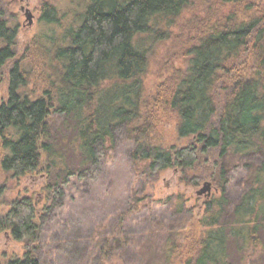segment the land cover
I'll return each mask as SVG.
<instances>
[{"label": "trees", "instance_id": "trees-1", "mask_svg": "<svg viewBox=\"0 0 264 264\" xmlns=\"http://www.w3.org/2000/svg\"><path fill=\"white\" fill-rule=\"evenodd\" d=\"M198 1L208 0H85L81 21L64 27L60 37L52 25L63 17L45 4L41 19L50 28L41 43L52 70L43 77L42 69L26 66V52L18 55V33L0 0V69L11 64L8 98L0 105L1 168L19 181L42 174L45 197L57 201L75 181L90 186L99 180L111 152L124 140L134 174L145 185L143 195L132 194L125 210L101 229L108 234L99 237L97 264H123L124 254L149 264H234L230 246L245 255L239 264L260 260L250 254L256 252L253 245H261L264 230V11L255 10L247 20L237 21L232 14L210 23L184 47V67L142 105L149 50L138 36L165 39L169 32L155 29L153 20L163 17L171 25ZM247 5L250 9L254 3ZM35 75L43 80L36 78L29 88ZM155 110L176 116L178 137L187 145L165 148L153 139ZM236 166L248 175L242 193L231 201L228 186ZM169 169L181 172L189 186L210 181L222 193L206 202L201 216L189 213L183 194L164 200L165 211L181 221L179 229L186 218L198 228L197 236L187 237L181 229L175 234L165 218L152 214L154 196L146 185ZM8 204L0 214V235L9 234L28 248L23 259L4 264H43L39 221L50 206L40 209L27 195ZM146 209L145 234L139 236L131 225ZM184 236L193 237L187 259Z\"/></svg>", "mask_w": 264, "mask_h": 264}, {"label": "rangeland", "instance_id": "rangeland-1", "mask_svg": "<svg viewBox=\"0 0 264 264\" xmlns=\"http://www.w3.org/2000/svg\"><path fill=\"white\" fill-rule=\"evenodd\" d=\"M221 1L208 0L204 4L201 1L195 2L197 4L185 10L182 16L172 23L173 25H166L163 17L160 20L155 18L152 22L153 27L160 29L161 32H169L168 37L163 40H153L151 36L153 33H143L138 36L140 42H144V46L149 50V65L143 79L142 105L145 102L147 105L148 102L151 103L155 99L157 89L165 78L173 74L175 69L184 67L187 60L183 57L184 47L190 42H196L195 39L208 29L210 23H217L219 19L225 20L232 14L237 21L247 20L256 13L255 10L264 11V0H245L241 5ZM252 2L254 6L250 9L247 8V3L251 4ZM45 4L59 9V14L63 17L60 24L52 25L53 31L56 30L57 37L62 35L64 27H72L81 21L80 15L85 10V0H1V8L9 19V26L18 33L16 41L18 55L26 52L28 56L25 60L26 66L32 68L33 71L36 70L35 67L42 69L43 77L48 72L51 73L52 70L47 66L49 60L44 54L43 43H41L50 28V25L41 19ZM43 63L45 67L42 66ZM10 66L11 64L8 63L7 66L0 69V105L8 98ZM36 78H38V83L39 80L41 82L43 80L35 75L29 88L36 83ZM154 113L151 117L154 140H157L165 148L172 146L179 148V146L188 144L187 139L178 137L176 116L167 112L163 113L161 110H155ZM126 149L127 145L123 140L117 150L111 152L112 155H110L99 180L90 186L77 184L75 181L72 186L68 187L69 190L64 198L57 199V201L48 200L45 197L46 193L43 188L46 178L42 174L24 177L19 181L10 173L5 172L0 163V214L9 210L8 202L23 195L34 196L40 209L45 208L47 204L50 206L44 211L46 214H41L39 221L42 227L43 251H41V257L43 264H97L96 257L102 244L99 237L108 234L101 229L106 223L114 222L115 214L125 210L132 194L138 192L139 196L143 195L141 191L145 185L138 182L140 176L134 174L131 163L128 161ZM232 170L231 182L228 186L231 201L242 193L245 187L243 179L248 175V171L242 166H236ZM108 182L112 184L110 187H108ZM204 182H201L200 185L189 186L182 180L181 172L174 169L163 171L157 181H149L146 185L147 191L154 196L152 205L155 211L152 212L153 216L155 214L158 218H165L166 226L172 227L175 234H178L181 229L182 233H187V237L190 234L197 236L198 228L191 227L186 218L183 219L184 222L186 221L185 225L179 229L181 221L178 222L172 213L165 211L164 200L183 194L185 205L190 210L189 213L201 216L204 214L206 202L215 196L222 195L214 184L210 191L197 194ZM147 215V209L138 213L130 230L137 232L136 234L139 236L145 234L144 229H146L147 223L144 224L145 222L142 223V221H145ZM261 235V237L259 236L261 245H253L252 249L254 247L257 249L256 252L253 250L250 254V256L260 255L258 258L260 260L256 264H264V230ZM187 237H183L184 259H187L189 254L186 247L193 241V237L190 239ZM256 237L254 241L259 239L258 235ZM258 243L260 242L258 241ZM141 244L142 239L139 238L135 247L138 248ZM27 248L26 243L9 234L2 233L0 235V263L23 259ZM229 249L234 264H239V257L245 255L243 253L239 255L235 247L230 246ZM128 257L127 254L123 255V264H149L144 262L145 260H141L140 256L131 255Z\"/></svg>", "mask_w": 264, "mask_h": 264}, {"label": "water", "instance_id": "water-1", "mask_svg": "<svg viewBox=\"0 0 264 264\" xmlns=\"http://www.w3.org/2000/svg\"><path fill=\"white\" fill-rule=\"evenodd\" d=\"M212 186H213L212 182L205 181L203 187L199 191H197L198 192L197 194H203L206 191H210Z\"/></svg>", "mask_w": 264, "mask_h": 264}]
</instances>
